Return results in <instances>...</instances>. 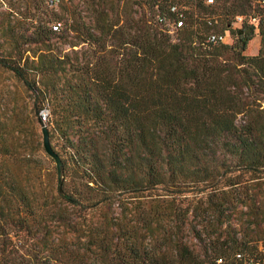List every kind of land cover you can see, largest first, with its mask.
<instances>
[{"label": "trees", "instance_id": "trees-1", "mask_svg": "<svg viewBox=\"0 0 264 264\" xmlns=\"http://www.w3.org/2000/svg\"><path fill=\"white\" fill-rule=\"evenodd\" d=\"M148 1L169 16V0ZM221 2L222 13L233 18L250 10L249 0ZM35 16L26 17L28 36L11 20L0 22V47L8 51L0 65L41 96L37 111L47 109L49 116L45 124L38 121L63 163V182L71 170L86 188L66 193L62 182L57 198L89 212L123 205L120 220L85 225L83 218L79 224L85 252L94 255L90 264H264L258 241L231 225L238 206L248 205L246 191L237 193L240 179L264 176V108L257 97L248 101V94L264 96V22L256 33L247 22L232 28V20V43L208 44L213 20L199 22L187 12L174 38L162 22H137L133 30L129 23L80 20L62 27L59 16L34 25ZM69 34L75 40L70 48L97 45L93 65L58 50L53 39ZM256 35L258 53L245 55ZM0 148L2 242L8 225L29 227L32 214L12 205L19 195L7 180L13 152ZM189 195L191 204L183 206ZM149 196V206L139 200ZM200 213L208 218L188 224L199 241L195 250L179 232L188 216ZM0 264H13L4 245Z\"/></svg>", "mask_w": 264, "mask_h": 264}, {"label": "rangeland", "instance_id": "rangeland-1", "mask_svg": "<svg viewBox=\"0 0 264 264\" xmlns=\"http://www.w3.org/2000/svg\"><path fill=\"white\" fill-rule=\"evenodd\" d=\"M46 1L0 0V22L5 23L11 20V24H16L21 34L28 36L32 28L30 20L26 17L34 13H36L34 25L40 20L49 24L54 17L59 16L62 27L65 22L80 20L89 26H93L94 22H119V26L129 23L128 28L131 30L137 29V22L156 23L159 14L158 7L148 0H57L54 7H49ZM221 4L222 2H219L207 10L187 2L182 5L185 7L187 16L192 15L199 22L213 20L211 30L226 31L228 37L225 38L224 43L231 44V34L228 30L230 25L227 22H231L233 16L232 14L224 15ZM249 12L250 10L246 9V13ZM15 20H17L16 23ZM165 27L173 30L171 23L165 24ZM231 27L237 26L231 23ZM174 37L173 33L172 38ZM73 41L75 40L72 34H69L66 39L63 37L53 39L62 53L67 52L73 58H78L80 64L91 62L93 65L95 58L92 55L94 50H98L97 45L89 47L81 44L70 48L69 43ZM259 46V36L256 35L248 43L244 54L256 55ZM27 48L28 46L24 45L23 50ZM7 52L5 47H0V59L5 58ZM38 79L37 77L36 80ZM248 96L251 97L248 99L250 102L253 101L252 98H259L257 102H260L261 108H264V96L251 94ZM40 106L41 96L29 91L10 70L0 65V146L12 148L13 157L6 162V168L11 174L10 179L7 180L19 188V195L15 194L12 205L14 208L19 206L23 213L32 214L29 217L31 222L29 227H19L16 223L8 225L6 228L9 234L3 237L0 245H4L6 259L13 264H59L67 258L80 260L82 257L90 264L94 255L85 252L87 246L85 239L79 237L77 232L79 224L83 223V218L86 220L85 225L87 222L99 225L105 218L120 220L123 205L115 203L110 208L101 207L94 212H89L82 207L66 206L57 198L55 165L42 147L41 129L44 123L40 124L38 121L40 114L37 111ZM0 152H2L1 148ZM240 181L237 193L246 191L248 201L245 199V202H248V205L247 207L238 206L231 217V225L241 234L258 241L260 247L264 244V176L252 179L244 175ZM79 186L81 191L86 192L78 175L69 170L63 182V190L66 193H76ZM191 198L192 196L189 195L181 199L184 200L182 205L191 204ZM237 198H239L238 195ZM151 199L149 196L140 197L139 200L149 206ZM251 199L255 200L251 201ZM56 216L62 219H55ZM187 218H189L188 223L179 232V236L193 249L199 250V241L194 238L191 226L188 224H199L208 216L200 213ZM69 260L66 262H70Z\"/></svg>", "mask_w": 264, "mask_h": 264}, {"label": "built area", "instance_id": "built-area-1", "mask_svg": "<svg viewBox=\"0 0 264 264\" xmlns=\"http://www.w3.org/2000/svg\"><path fill=\"white\" fill-rule=\"evenodd\" d=\"M56 1L57 0H47L46 3L49 7H54L57 3ZM221 1L223 0H169L167 6L169 16L158 14L157 22H162L165 24L171 23V27L173 28V30L169 29V33L172 34L175 30L181 28L184 25L186 17V10L182 5L184 2L191 3L192 5L196 6H213ZM249 3L250 13L246 15L235 16L233 18V22L236 26H239L242 22H247L254 28L255 32L258 33L260 23L264 22V0H249ZM59 27L60 24H57L53 27V30H58ZM226 37H228V33L226 31L212 32L207 35L205 42L208 44L224 43ZM39 114L42 123L45 124L49 116L48 110L43 109ZM259 249L264 254V245H261ZM236 258H242L241 254H237ZM217 262L219 263L220 261ZM245 264L260 263L249 259L245 262Z\"/></svg>", "mask_w": 264, "mask_h": 264}, {"label": "water", "instance_id": "water-1", "mask_svg": "<svg viewBox=\"0 0 264 264\" xmlns=\"http://www.w3.org/2000/svg\"><path fill=\"white\" fill-rule=\"evenodd\" d=\"M42 133V147L45 154L54 162L57 177V190L60 192L63 182V163L59 155L53 150L50 140L49 132L45 126L41 129Z\"/></svg>", "mask_w": 264, "mask_h": 264}]
</instances>
